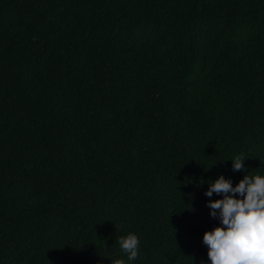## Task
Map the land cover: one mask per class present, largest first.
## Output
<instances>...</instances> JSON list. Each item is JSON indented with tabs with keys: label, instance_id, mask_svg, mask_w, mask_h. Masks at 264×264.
<instances>
[{
	"label": "trees",
	"instance_id": "1",
	"mask_svg": "<svg viewBox=\"0 0 264 264\" xmlns=\"http://www.w3.org/2000/svg\"><path fill=\"white\" fill-rule=\"evenodd\" d=\"M249 172L264 0H0V264H210L207 181Z\"/></svg>",
	"mask_w": 264,
	"mask_h": 264
},
{
	"label": "clouds",
	"instance_id": "2",
	"mask_svg": "<svg viewBox=\"0 0 264 264\" xmlns=\"http://www.w3.org/2000/svg\"><path fill=\"white\" fill-rule=\"evenodd\" d=\"M245 160L243 154L235 156L230 160L232 170L245 171ZM250 173L235 186L223 175L207 181L205 196L215 193L223 197L207 203L211 217L218 218L221 225L203 235L210 264H264V176ZM116 242L129 262L138 258L140 241L135 234L121 236ZM110 262L125 264L123 259Z\"/></svg>",
	"mask_w": 264,
	"mask_h": 264
}]
</instances>
